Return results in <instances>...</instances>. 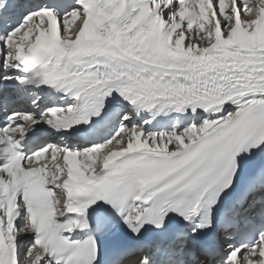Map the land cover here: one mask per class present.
Returning a JSON list of instances; mask_svg holds the SVG:
<instances>
[{"label":"snow or ice","instance_id":"obj_1","mask_svg":"<svg viewBox=\"0 0 264 264\" xmlns=\"http://www.w3.org/2000/svg\"><path fill=\"white\" fill-rule=\"evenodd\" d=\"M0 264H264V0H0Z\"/></svg>","mask_w":264,"mask_h":264}]
</instances>
